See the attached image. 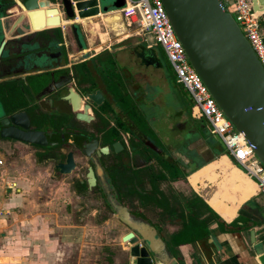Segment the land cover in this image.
<instances>
[{
	"label": "flooded vegetation",
	"instance_id": "obj_1",
	"mask_svg": "<svg viewBox=\"0 0 264 264\" xmlns=\"http://www.w3.org/2000/svg\"><path fill=\"white\" fill-rule=\"evenodd\" d=\"M21 1L0 0V131L41 133L46 145L0 138L1 158L12 154L10 148L25 146L33 149V162L60 174L55 166L65 163L67 154L71 171L79 156L81 178L75 185L96 193L105 205L100 191L105 180L119 204L144 218L176 259L169 238L191 234L183 229L184 222L191 223V193L176 184L211 152L205 139L191 141L198 123L191 119L189 99L182 110L163 113L160 79L145 73L161 68L160 50L130 38L101 48L80 27L76 40L61 24L6 38L7 11L15 16ZM11 116H16L13 122ZM88 169L92 186L86 180Z\"/></svg>",
	"mask_w": 264,
	"mask_h": 264
},
{
	"label": "water",
	"instance_id": "obj_2",
	"mask_svg": "<svg viewBox=\"0 0 264 264\" xmlns=\"http://www.w3.org/2000/svg\"><path fill=\"white\" fill-rule=\"evenodd\" d=\"M51 1H57L58 7L51 6L53 4L49 0L18 2L20 11L15 16L11 10L7 11L5 37L18 36L28 30L54 29L64 19L73 21L114 13L125 4V0ZM159 1L189 65L218 109L233 129L244 136L264 167V71L236 25L225 0ZM250 6L252 12L264 15V0H250ZM67 26L78 40L77 25L69 23ZM259 33L264 36L261 28ZM14 117L11 116L9 120L13 122ZM0 138L26 145H46L43 134L19 132L13 128L0 131ZM100 151L105 154L106 148ZM55 167L60 174H69L73 168L71 155L67 154L65 163ZM86 180L88 186L93 185L90 169ZM100 191L111 213L130 230L121 238L131 237V240L125 241L128 245V264H176L162 237L144 218L128 213L116 200L105 180L100 184ZM249 237L253 240L252 231ZM262 249V246L253 247L252 251L255 253ZM256 262L264 264V253L258 254Z\"/></svg>",
	"mask_w": 264,
	"mask_h": 264
},
{
	"label": "rangeland",
	"instance_id": "obj_3",
	"mask_svg": "<svg viewBox=\"0 0 264 264\" xmlns=\"http://www.w3.org/2000/svg\"><path fill=\"white\" fill-rule=\"evenodd\" d=\"M225 3L232 15L228 0ZM100 19L101 16H96L76 19L73 23L78 25L80 20H90L92 26L94 22V30L79 26L82 35L97 40L101 48L115 39H121L128 33L127 30L134 29L122 28V33L111 31ZM137 31L142 34V39L136 40H144L145 44L162 51L150 34ZM160 61L158 72L147 69L145 73L157 74L160 79L158 90L153 89L162 94V111L167 114L174 109L182 110L188 97L167 72L166 59L162 57ZM153 80L155 76L151 78L152 83ZM195 137L191 133V141ZM213 138L221 148L218 139ZM10 150L12 154L6 160L0 157V199H7L3 198L4 189L17 192L18 196L12 201L16 207L9 209L12 213L10 217L2 207L0 209V218L4 216L5 219L0 222V232L6 235L2 239L0 237V264H128V245L126 238L121 239L128 230L96 193L84 189L75 191L83 162L79 156L75 157L76 170L58 174L48 164L33 162L32 148L17 145ZM176 189L172 188L174 195L178 194ZM258 198L264 204L263 198ZM148 215L156 218L153 213Z\"/></svg>",
	"mask_w": 264,
	"mask_h": 264
},
{
	"label": "crops",
	"instance_id": "obj_4",
	"mask_svg": "<svg viewBox=\"0 0 264 264\" xmlns=\"http://www.w3.org/2000/svg\"><path fill=\"white\" fill-rule=\"evenodd\" d=\"M111 14L113 13L100 16ZM74 21L64 19L60 20V24L67 26V23ZM93 24L90 25V20H80L76 25L94 30ZM259 24L264 33V15L259 16ZM120 25L125 29L121 22ZM127 31L122 38L142 37L136 29ZM200 164L202 165L198 169L188 172L184 180L176 185L189 191L191 196L194 194L202 200L205 206L202 204L198 211L202 217L210 219L211 223L207 227L208 236L205 240L175 247L176 264H257L256 257L264 253V204L258 198L255 183L234 167L225 155L211 158L206 156L197 165ZM193 177H196L195 185L190 182ZM246 193L250 195L243 199L242 196ZM15 196H18L17 192L4 189L3 198L7 199L4 201L0 199V209L2 207L8 217L12 214L9 209L16 207L12 202ZM238 216L249 220L253 227L247 229L234 227L223 231ZM4 220V216L0 218V222ZM239 225L240 222L237 223V226ZM250 231L253 232V240H250ZM0 237L5 238L6 235L0 232ZM127 239L131 240V237ZM261 246L262 250L253 253V247Z\"/></svg>",
	"mask_w": 264,
	"mask_h": 264
},
{
	"label": "built area",
	"instance_id": "obj_5",
	"mask_svg": "<svg viewBox=\"0 0 264 264\" xmlns=\"http://www.w3.org/2000/svg\"><path fill=\"white\" fill-rule=\"evenodd\" d=\"M228 3L236 25L264 71V43L259 33L260 15L252 12L250 0H228ZM114 13L125 28L145 31L160 46L175 82L182 87L189 99L191 118L204 122L210 135L222 145L231 164L255 183L257 195L264 201V167L253 154L244 136L233 129L218 109L189 65L160 1L125 0L124 7Z\"/></svg>",
	"mask_w": 264,
	"mask_h": 264
},
{
	"label": "trees",
	"instance_id": "obj_6",
	"mask_svg": "<svg viewBox=\"0 0 264 264\" xmlns=\"http://www.w3.org/2000/svg\"><path fill=\"white\" fill-rule=\"evenodd\" d=\"M160 52H161L162 57L166 59L163 52L162 51H160ZM166 67H168V68H166L167 72H169L172 79L174 80V76H173V73H172V70H171L169 64ZM189 108H190V105H189ZM192 121L198 123L197 126H195V131L193 132V134L196 135L195 139L203 138L206 140L207 149H210V152H211V155L209 156V158H211L213 156L225 155V151H224L222 145L219 142V144L221 145L220 146L221 148H218L217 142L210 135L209 128L204 124V122L202 120H193V119H192ZM201 165L202 164L194 166L191 169V171L198 169ZM83 189L84 188L77 185V188L75 191H77V190L80 191ZM202 204H203L202 200L200 198H198L196 195L192 194V196H191V223H188V220L186 222H184L185 224L183 223L184 224L183 229L184 230L185 229H191V234L190 235H177V236H173V237L169 238V244L172 247H177L179 245L196 242L198 240H205L207 238V236H208L207 227L211 222H210V219L202 217L199 214L198 210ZM238 222H240L239 226H237ZM234 227H237L239 229H247V228L253 227V225L249 220L242 219L238 216L236 219H234L228 225L227 229H224L223 231L231 230L230 228H234Z\"/></svg>",
	"mask_w": 264,
	"mask_h": 264
},
{
	"label": "bare ground",
	"instance_id": "obj_7",
	"mask_svg": "<svg viewBox=\"0 0 264 264\" xmlns=\"http://www.w3.org/2000/svg\"><path fill=\"white\" fill-rule=\"evenodd\" d=\"M100 18V16H99ZM102 22L104 23V26L109 27L112 31H116L118 33H122V26L119 23V18L117 16V14H111L108 16H101ZM100 19V20H101ZM93 20V19H92ZM96 21V20H95ZM97 23V22H96ZM98 25V24H96ZM100 25V24H99ZM98 27V26H97ZM98 34V33H97ZM105 34V33H104ZM220 159V158H219ZM228 171V170H227ZM190 182L192 185H195L196 183V177H193L192 179H190ZM189 182V183H190ZM215 183V182H214ZM250 195V193H246L242 196L243 199L248 198ZM219 200V199H218Z\"/></svg>",
	"mask_w": 264,
	"mask_h": 264
}]
</instances>
